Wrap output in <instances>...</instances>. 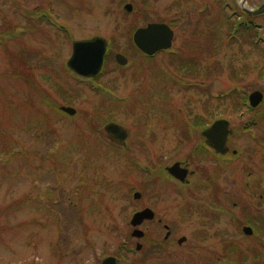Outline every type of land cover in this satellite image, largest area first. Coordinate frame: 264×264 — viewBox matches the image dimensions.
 Instances as JSON below:
<instances>
[{"label":"rangeland","instance_id":"374dc122","mask_svg":"<svg viewBox=\"0 0 264 264\" xmlns=\"http://www.w3.org/2000/svg\"><path fill=\"white\" fill-rule=\"evenodd\" d=\"M135 1L0 0V264H101L110 256L119 264H264V179L254 182L264 177V146L253 138L264 141V126L238 141L253 114L241 117L233 94L264 89V13L252 19L260 33L243 43L229 36L226 45L221 29L208 44L218 15L246 22L241 0ZM149 23L175 33L169 52L152 59L132 42ZM96 36L112 52L105 71L96 81L69 73L72 43ZM222 117L244 162L224 165L226 213L192 216L187 192L163 181L160 163L193 153L194 145L177 150L183 131ZM111 122L132 135L125 150L98 133ZM144 208L157 217L138 226L146 234L139 239L130 222ZM158 219L187 241L165 243Z\"/></svg>","mask_w":264,"mask_h":264},{"label":"flooded vegetation","instance_id":"af4514ba","mask_svg":"<svg viewBox=\"0 0 264 264\" xmlns=\"http://www.w3.org/2000/svg\"><path fill=\"white\" fill-rule=\"evenodd\" d=\"M162 53V52H161ZM160 53V54H161ZM116 55L115 54V60L116 62ZM105 62H107V59H105ZM245 79L244 77H237V80L241 82V80ZM240 88L237 90V96L236 98V109L243 110L240 112V116L243 117L247 114H253V118L250 120V123H245L242 126L241 133L239 134V140L241 141V138L243 135H246L247 133L251 132V129H256L259 127L264 126V89L262 88L259 90H252L250 92H246ZM261 92L263 94V100L260 104H256L257 102L253 99H251V96L255 92ZM131 98L130 95H127L125 98V102L129 101ZM220 99V98H219ZM256 104V105H255ZM223 118V117H222ZM221 119V118H219ZM218 120V119H216ZM216 120L212 121L211 123H207L205 127L201 128H191L187 129L184 132V134H180L177 144L179 147L177 150L180 149V147H188L191 145H194V149L192 154H187L186 156L176 157L174 158V161L171 163H168L167 165L161 164L160 167L162 168L160 171V176L169 186L178 187L181 189H184L185 192H187V210L192 215L195 216L196 213H199V216L205 217L207 215H212L215 217L223 216L225 211V205L224 201H222V198L224 197V191L222 187V175L224 171V165L225 164H241V159L243 158L242 152V146L239 144L236 146L237 148L234 149V147L231 145V137L233 135L232 131L229 133L228 139H227V151L225 153L217 152L214 148L209 146L207 142V137L203 134L204 131L211 126ZM100 131V130H99ZM98 133L102 134L103 137L109 138V135L107 132L100 131ZM128 131V130H127ZM178 136V135H177ZM262 138V136L260 135ZM256 143L259 144V146H264V141L259 140L258 136H253ZM106 139V140H107ZM132 139V135L128 131L127 138L125 140L124 145L118 144L114 141H111L112 146L116 148H121L122 150H125L128 148L129 143ZM263 139V138H262ZM162 142L165 143L163 140ZM167 143H173V139L169 140ZM166 143V144H167ZM181 147V148H182ZM232 147V148H231ZM241 148V149H240ZM255 150V148L252 150V152ZM258 152L255 151L254 154L251 152L249 153V157L252 158V156H257ZM228 156L233 157L234 159H229ZM259 157V156H258ZM175 165H179V173L181 176L184 175L183 178L176 177L174 174H172L169 169ZM253 166H256L254 163ZM253 172H250V175ZM256 182V185L264 179L263 176H255L254 177ZM202 191V192H200ZM236 195H240V193H236ZM260 198L264 199V193L260 194ZM234 206H238L237 203L233 204ZM156 214L153 220L144 221V223H150L154 222L156 220ZM201 217V218H202ZM195 221V220H194ZM203 221V220H202ZM163 220L158 219L157 223L158 225H163L165 230H167V233L164 238V242L172 241L175 242L176 239L174 238V230H172L167 224H162ZM143 223V224H144ZM245 228H250L251 232L247 233L245 231ZM243 232L245 235L251 236L253 234V228L251 226H244ZM146 237V234L142 239ZM180 240H183L180 242ZM187 241L186 237L179 238L177 243L179 246H182ZM163 242V243H164ZM264 243V241H263Z\"/></svg>","mask_w":264,"mask_h":264},{"label":"water","instance_id":"95a60500","mask_svg":"<svg viewBox=\"0 0 264 264\" xmlns=\"http://www.w3.org/2000/svg\"><path fill=\"white\" fill-rule=\"evenodd\" d=\"M241 8L249 15H260L264 13V3L256 8H248L246 6L247 0H241ZM126 8L131 11L132 5H127ZM174 39V31L171 27L165 23H150L144 28L136 30L133 36V41L136 47L147 55H154L155 53L167 50L172 47ZM108 43L103 37L96 36L91 39H83L73 42L72 56L69 59L67 65L74 72L85 76L95 77L102 69L105 54L107 51ZM117 61L122 64H127V58L121 54L116 56ZM251 99L260 104L263 100V94L261 92H255L252 94ZM255 104V105H256ZM64 111L75 114L76 111L73 108L63 107ZM104 131L107 132L109 138L121 145H124L128 132L126 128L117 123H109L105 126ZM230 123L225 119L215 121L210 127L204 131V135L207 137L209 146L214 148L217 152L225 153L228 149L227 139L229 136ZM179 165H175L169 169V171L176 177L183 178L179 173ZM139 193L135 194V198H140ZM155 214L153 210L147 208L135 213L131 220V225L136 227L133 232L134 237L142 238L144 232L138 229L146 220H153ZM247 233L251 232L250 228H245ZM183 240H180L182 242ZM142 245L138 243L137 250H140ZM101 264H118L117 259L113 256L105 258Z\"/></svg>","mask_w":264,"mask_h":264},{"label":"trees","instance_id":"16d2710c","mask_svg":"<svg viewBox=\"0 0 264 264\" xmlns=\"http://www.w3.org/2000/svg\"><path fill=\"white\" fill-rule=\"evenodd\" d=\"M137 1H139V0H137ZM137 1H135V2H137ZM226 1V0H225ZM225 1H223L222 3H221V6L225 3ZM222 9H223V12H225V10H224V8L222 7ZM244 14V16L247 18V20H250V21H248L246 24H240L238 27L239 28H237V21L236 20H232L231 19V17L228 15V14H226V15H222V16H220V15H218L217 17H218V21L216 22V23H218V25H215L216 23L215 22H212V21H210V23H209V27L211 28V31L209 32V41H208V44H213V40H214V38H215V36L218 34V32L220 33V35L221 34H223L222 32H220L221 31V29H227V33H226V37H225V44L226 45H229L230 44V42L231 41H228L227 40V38L232 34V33H234V34H236V38H238L239 39V43H243V38H244V36L245 35H247V36H250V37H252V34L254 35V31H255V33L256 34H259L260 33V31L259 30H257V28H256V26L254 25V22L252 21V19L254 18L253 16H249V15H247L246 13H243ZM214 20V19H213ZM175 20H171L170 22H174ZM207 24V23H206ZM205 24V25H206ZM201 27V23H200V25L198 26V28H200ZM197 28V29H198ZM214 28H216V29H214ZM215 41V40H214ZM236 42V41H235ZM234 95L235 94H237V93H233ZM233 94H230L229 96H231V95H233ZM228 96V97H229ZM122 102H119V101H117V104H121ZM55 109V108H54ZM57 112H60V111H58L57 109H55ZM61 114H62V112H60ZM64 115V114H63ZM39 122H43V120L42 121H38L37 122V125H38V123ZM73 147V146H72ZM72 151V148L71 149H69L65 154H64V156L65 157H70V152ZM57 158L58 159H56V160H58V161H60V162H62L61 160H62V158H60V156H57Z\"/></svg>","mask_w":264,"mask_h":264}]
</instances>
